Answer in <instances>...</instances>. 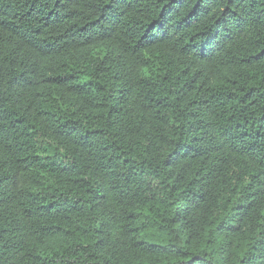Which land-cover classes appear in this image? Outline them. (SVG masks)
Masks as SVG:
<instances>
[{
  "label": "trees",
  "instance_id": "1",
  "mask_svg": "<svg viewBox=\"0 0 264 264\" xmlns=\"http://www.w3.org/2000/svg\"><path fill=\"white\" fill-rule=\"evenodd\" d=\"M0 264H264V0H0Z\"/></svg>",
  "mask_w": 264,
  "mask_h": 264
}]
</instances>
